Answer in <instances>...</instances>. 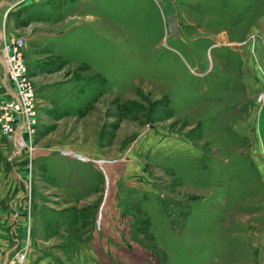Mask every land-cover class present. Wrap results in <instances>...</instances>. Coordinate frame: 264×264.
<instances>
[{"label": "rangeland", "instance_id": "obj_1", "mask_svg": "<svg viewBox=\"0 0 264 264\" xmlns=\"http://www.w3.org/2000/svg\"><path fill=\"white\" fill-rule=\"evenodd\" d=\"M19 36L36 101L15 139L1 47ZM9 250L264 264V0H0V261Z\"/></svg>", "mask_w": 264, "mask_h": 264}, {"label": "built area", "instance_id": "obj_2", "mask_svg": "<svg viewBox=\"0 0 264 264\" xmlns=\"http://www.w3.org/2000/svg\"><path fill=\"white\" fill-rule=\"evenodd\" d=\"M25 39L22 36L6 39L1 47V61L5 75L10 79L11 85H8V91L12 95L11 101L5 106V110L9 106H14L18 109L17 118L20 120L17 128L14 129L12 120L15 119V113L11 108L10 111L3 113V126L5 130L14 133V138H17L18 133L29 131L31 133V116L34 113L36 101V90L31 83L28 75V64L23 55V47ZM32 147V140L29 142ZM13 251V250H12ZM12 251H5L2 255L0 264H12V259L21 262L25 258V253L19 250L14 256Z\"/></svg>", "mask_w": 264, "mask_h": 264}, {"label": "crops", "instance_id": "obj_3", "mask_svg": "<svg viewBox=\"0 0 264 264\" xmlns=\"http://www.w3.org/2000/svg\"><path fill=\"white\" fill-rule=\"evenodd\" d=\"M75 156V155H74ZM78 157V156H77ZM79 158H81V157H79ZM83 160H87V159H85V158H82Z\"/></svg>", "mask_w": 264, "mask_h": 264}, {"label": "water", "instance_id": "obj_4", "mask_svg": "<svg viewBox=\"0 0 264 264\" xmlns=\"http://www.w3.org/2000/svg\"><path fill=\"white\" fill-rule=\"evenodd\" d=\"M75 156L81 157V156H79L78 154H75ZM81 158H82V157H81Z\"/></svg>", "mask_w": 264, "mask_h": 264}, {"label": "bare ground", "instance_id": "obj_5", "mask_svg": "<svg viewBox=\"0 0 264 264\" xmlns=\"http://www.w3.org/2000/svg\"><path fill=\"white\" fill-rule=\"evenodd\" d=\"M80 156V155H79ZM82 158H84L83 156H81ZM5 252V251H4Z\"/></svg>", "mask_w": 264, "mask_h": 264}]
</instances>
